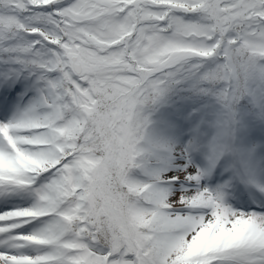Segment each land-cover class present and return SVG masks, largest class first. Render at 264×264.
<instances>
[{
	"label": "snow or ice",
	"instance_id": "snow-or-ice-1",
	"mask_svg": "<svg viewBox=\"0 0 264 264\" xmlns=\"http://www.w3.org/2000/svg\"><path fill=\"white\" fill-rule=\"evenodd\" d=\"M0 264H264V0H0Z\"/></svg>",
	"mask_w": 264,
	"mask_h": 264
}]
</instances>
